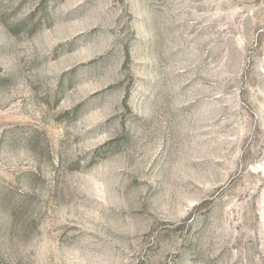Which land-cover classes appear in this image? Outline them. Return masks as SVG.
I'll use <instances>...</instances> for the list:
<instances>
[{
    "label": "rangeland",
    "instance_id": "rangeland-1",
    "mask_svg": "<svg viewBox=\"0 0 264 264\" xmlns=\"http://www.w3.org/2000/svg\"><path fill=\"white\" fill-rule=\"evenodd\" d=\"M0 264H264V0H0Z\"/></svg>",
    "mask_w": 264,
    "mask_h": 264
}]
</instances>
